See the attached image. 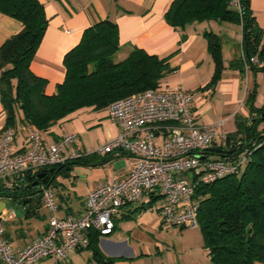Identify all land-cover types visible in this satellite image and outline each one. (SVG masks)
Wrapping results in <instances>:
<instances>
[{
    "label": "crops",
    "instance_id": "crops-1",
    "mask_svg": "<svg viewBox=\"0 0 264 264\" xmlns=\"http://www.w3.org/2000/svg\"><path fill=\"white\" fill-rule=\"evenodd\" d=\"M49 19L44 39L31 63L32 72L48 84L45 92L53 95L66 75L64 58L74 49L90 27L110 20L117 24L120 34V51L117 61L128 57L137 47L150 55L168 58L172 73L162 81L161 86L180 87L194 93L193 112L197 125L204 127L221 124V132L232 134L237 130V118H251L247 101L249 93L257 86L255 106L264 107V73H254L249 66L245 72L233 69L232 64L243 57V31L239 25L228 23L193 24L185 32L171 27L165 15L174 0H39ZM251 10L259 28L264 30V0H251ZM22 24L0 12V47L12 36L20 32ZM213 31L222 42L225 70L219 82L211 88L215 63L208 51L204 32ZM183 34L188 36L181 43ZM6 114L0 99V135L5 131ZM264 128V124L261 125ZM98 129L96 139L88 137L89 130ZM15 146L18 154L28 148L30 128L18 124ZM46 144L59 141L69 133L78 137V147L87 154L94 153L100 146L116 138L120 128L112 122L107 109L97 111L84 108L69 115L42 132ZM95 138V135H92ZM219 143V142H218ZM105 165L98 160L89 166H75L68 177L59 174L51 188L57 194L60 217L79 216L86 208V198L91 190L109 181L128 176L137 164L131 154H118ZM26 187L30 186L26 181ZM43 187V186H42ZM157 197V196H156ZM143 202L127 206L116 219L112 235L101 237L99 247L105 256L117 259V264H213L204 248L202 235L196 230L164 226V243L154 256L145 246L155 243L154 234L143 223L148 214L157 210L138 209L147 206ZM162 200L153 208L161 204ZM40 204L43 205V202ZM48 211L43 206L34 214L14 213L8 208L0 215V223L5 228V237L15 251L25 248L48 229ZM144 227L145 229H143ZM193 231V232H192ZM163 239L162 237H160ZM187 258V259H185ZM38 264H97L86 250L71 251L67 261L42 260Z\"/></svg>",
    "mask_w": 264,
    "mask_h": 264
},
{
    "label": "trees",
    "instance_id": "trees-1",
    "mask_svg": "<svg viewBox=\"0 0 264 264\" xmlns=\"http://www.w3.org/2000/svg\"><path fill=\"white\" fill-rule=\"evenodd\" d=\"M239 2V7L234 5ZM0 12L22 24L20 32L0 47V99L6 114L7 129L23 124L30 129L48 132L69 115L84 108L97 111L107 109L126 97L157 89L161 81L173 70L168 58L150 55L137 47L122 61L115 60L120 51V34L117 24L110 20L87 29L81 42L66 54V75L53 95L45 88L48 81L31 70L35 57L49 26L45 6L39 0H0ZM175 30L185 32L193 24L229 23L239 25L243 31V57L232 64L249 66L256 74L259 67L251 59L264 63V30L259 28L251 10V0H174L165 15ZM259 30L256 36V31ZM208 51L215 63V73L207 88L214 87L225 70L222 42L213 31L204 32ZM188 36L183 34L181 43ZM257 86L249 93L247 106L251 118H237V130L227 136L226 147L206 151L207 158L233 160L248 154V161L237 175L226 176L209 185H199L198 222L204 248L213 264H264V107L257 108ZM240 148L230 154L221 150ZM217 149V150H216ZM113 157L88 154L78 160H68L51 169L44 179L28 176L30 185L38 183L49 188L56 177H66L75 166H89L99 161L107 164ZM50 170V169H49ZM25 185L13 191L0 184V198L15 200L28 195ZM162 200L152 196L147 206L137 212L149 211ZM116 227V226H115ZM89 246L92 260L97 264H117L118 260L104 255L99 247L100 233L90 231Z\"/></svg>",
    "mask_w": 264,
    "mask_h": 264
},
{
    "label": "built area",
    "instance_id": "built-area-1",
    "mask_svg": "<svg viewBox=\"0 0 264 264\" xmlns=\"http://www.w3.org/2000/svg\"><path fill=\"white\" fill-rule=\"evenodd\" d=\"M234 5L239 7V2ZM251 62L264 67L257 57ZM194 97L193 92L180 87L160 85L111 104L108 116L120 133L94 153L107 157L128 152L137 159L132 172L91 190L79 216L60 217L57 194L51 187L45 188L42 202L49 214L46 233L15 251L0 223V264L67 261L71 251L88 248L90 231L99 232L100 237L112 235L121 210L143 202L148 195L162 197L161 204L152 209L158 211L164 226L198 228L197 187L239 174L248 154L233 160L206 157L207 150L226 147L228 134L221 132V124L197 125ZM15 138L16 130L12 128L0 135V184L8 191L23 186L28 176L88 155L79 149L78 137L73 133L48 145L40 130L31 129L28 148L22 154L16 152ZM189 174L194 177L192 181L186 179Z\"/></svg>",
    "mask_w": 264,
    "mask_h": 264
},
{
    "label": "water",
    "instance_id": "water-1",
    "mask_svg": "<svg viewBox=\"0 0 264 264\" xmlns=\"http://www.w3.org/2000/svg\"><path fill=\"white\" fill-rule=\"evenodd\" d=\"M259 30L256 31V36L258 35ZM238 70L240 72H245L246 70V66L242 63L238 64ZM258 72H262L264 73V67L259 68ZM240 148V146H238L237 148L231 149V150H221L218 149L219 152L224 151L225 154H230V153H234L236 152L238 149ZM217 150V149H216ZM120 154H129L128 152H123ZM114 156V155H113ZM47 172L49 173H53L54 170L50 169V170H43L40 175H39V179L42 180L45 178ZM47 183V179L43 180V184L45 185ZM38 183H34L30 186L27 187V190H31L34 189L32 191V193L28 194V195H22L19 196L17 199L15 200H10L8 198H0V215L7 210L8 208L13 209L14 213H29L30 211H32L34 214L36 213L37 209H42L43 205L40 204L42 202V193L44 191V187H42V185H38Z\"/></svg>",
    "mask_w": 264,
    "mask_h": 264
},
{
    "label": "rangeland",
    "instance_id": "rangeland-1",
    "mask_svg": "<svg viewBox=\"0 0 264 264\" xmlns=\"http://www.w3.org/2000/svg\"><path fill=\"white\" fill-rule=\"evenodd\" d=\"M229 24V23H228ZM115 60H118L117 56L115 57ZM264 124V123H263ZM260 129H263L262 127ZM88 132H90V136L88 137L89 140H92V142L94 141V139H96V136H97V132H98V129H92V130H89ZM92 135H95V138L92 136ZM193 176L191 174L187 175L186 179L188 181H192L193 180ZM162 221H161V218L160 216H157V214H148L146 219H145V223L144 226L148 229H150L151 233L154 234V238L153 240L155 241L154 244H150L148 243L146 246H145V250L144 251H148V253L152 254V255H156L157 254V248L158 247H162L163 243H164V234H166V230L165 232H163L161 234L160 230L162 228V225H161ZM143 229H145L144 227H142ZM192 230H196L197 232H199L201 235V230L200 228H195V229H192ZM193 232V231H192ZM160 237H162L163 239H161ZM187 259V258H185Z\"/></svg>",
    "mask_w": 264,
    "mask_h": 264
}]
</instances>
